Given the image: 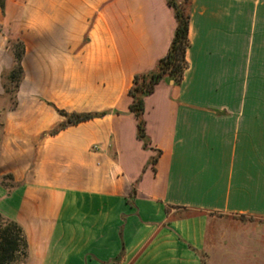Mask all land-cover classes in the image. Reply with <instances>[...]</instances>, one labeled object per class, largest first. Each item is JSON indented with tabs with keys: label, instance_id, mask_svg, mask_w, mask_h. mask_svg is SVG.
<instances>
[{
	"label": "crops",
	"instance_id": "obj_1",
	"mask_svg": "<svg viewBox=\"0 0 264 264\" xmlns=\"http://www.w3.org/2000/svg\"><path fill=\"white\" fill-rule=\"evenodd\" d=\"M167 0H0V213L26 264H203L216 216L264 218V0H191L188 69L145 99L129 91L173 42ZM2 110V109H1ZM67 114L107 113L56 135Z\"/></svg>",
	"mask_w": 264,
	"mask_h": 264
},
{
	"label": "trees",
	"instance_id": "obj_2",
	"mask_svg": "<svg viewBox=\"0 0 264 264\" xmlns=\"http://www.w3.org/2000/svg\"><path fill=\"white\" fill-rule=\"evenodd\" d=\"M168 4L175 11L177 27L173 42L169 48L167 55L162 58L156 67L148 73L135 76L133 87L129 91L132 99L130 112L137 120V137L143 142L144 147L148 148L150 139L147 136V125L144 118L145 115V99L151 96L157 86L163 81H171L175 85H180L183 81L185 72L188 69L187 50L190 47L189 26L191 18V0H185L183 5L178 0H167ZM9 50L13 57V68L6 77L7 83L4 84L5 92L8 93V82L14 84V90L17 94L20 84L24 77L23 58L25 55V46L21 41H9ZM16 100L13 108L16 107ZM107 113H82L67 114L61 112V116L66 120L60 124L52 135L58 134L60 131L69 127L79 125L96 118H102ZM5 227L0 228V264H6L8 260L14 258L15 255L21 253L22 261L27 258L28 245L25 233L21 226L16 222L3 219Z\"/></svg>",
	"mask_w": 264,
	"mask_h": 264
},
{
	"label": "rangeland",
	"instance_id": "obj_3",
	"mask_svg": "<svg viewBox=\"0 0 264 264\" xmlns=\"http://www.w3.org/2000/svg\"><path fill=\"white\" fill-rule=\"evenodd\" d=\"M178 1L185 4V0ZM6 77L8 78V76H5L4 84L7 83ZM8 85L7 108H12L16 93L14 84L8 82ZM2 107V110L0 109V159L5 126L4 111L7 109L6 106ZM15 188L13 177L2 175L0 171V211L5 207V204L1 203ZM3 219L5 217L0 213V228L5 227ZM26 263L27 258L22 261L21 253H19L8 260L6 264ZM203 264H264V218L216 216L209 227L207 246L203 253Z\"/></svg>",
	"mask_w": 264,
	"mask_h": 264
}]
</instances>
